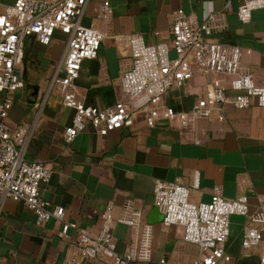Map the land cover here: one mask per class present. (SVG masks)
I'll return each mask as SVG.
<instances>
[{
    "label": "crops",
    "instance_id": "crops-1",
    "mask_svg": "<svg viewBox=\"0 0 264 264\" xmlns=\"http://www.w3.org/2000/svg\"><path fill=\"white\" fill-rule=\"evenodd\" d=\"M15 1L1 0V9ZM106 1L112 7L108 20L100 16ZM226 1L87 0L83 23L101 30L105 37L97 56L83 62L73 92L100 109L127 100L121 85L123 73L132 66L127 36L142 34L149 44L170 41L176 10L183 9L202 22L209 13L221 11ZM231 1L226 29L209 39L239 46L242 67L252 73L257 85H264V8L254 10L251 21L244 23L237 16L238 1ZM68 40L60 30L49 44L27 38L24 61L18 67L26 86L14 93L8 117L12 130L26 131L20 144L26 158L43 162L51 170L42 197L62 206L65 220L92 236L99 234L101 214L112 204L111 229L122 254L138 245L148 228L152 259L131 264H193L200 250L185 240L184 226L149 222L148 215L156 207L155 182H181L190 188L194 203L209 201L215 187L222 186L225 197L247 195L253 213L259 200H264V106L254 99L244 109L228 107L224 120L214 112L189 129L166 120L149 127L144 114L138 113L129 127L102 135L88 124L66 142L64 132L73 122L75 109L64 106L57 80L63 75ZM207 81L196 74L184 87L168 90L162 104L191 108ZM224 83L229 86L227 79ZM130 210L142 212V227L135 229L120 221ZM248 224L247 216L231 217L226 244L230 264L254 263L264 253V228L258 246L244 249ZM61 229L54 218L38 224L36 214L24 203L6 199L0 208V264H68L77 253V233L70 229L69 236L62 238ZM82 264L110 263L91 259Z\"/></svg>",
    "mask_w": 264,
    "mask_h": 264
},
{
    "label": "built area",
    "instance_id": "built-area-1",
    "mask_svg": "<svg viewBox=\"0 0 264 264\" xmlns=\"http://www.w3.org/2000/svg\"><path fill=\"white\" fill-rule=\"evenodd\" d=\"M237 1V16L244 23L251 21L254 10L264 8V0ZM86 4L87 0H16L1 9L0 0V208L9 198L33 211L38 224L51 218L60 222L62 238L69 236L70 229L75 230L77 253L68 264H82L91 259L106 260L110 264L149 262L152 246L148 228L138 245L124 254L117 251L111 229L112 204L101 214L99 234L92 236L77 223L65 220L62 206L52 205L42 197V186L49 181L51 170L43 162L26 158L20 147L26 131L24 128L12 130L8 124L14 93L26 86L18 67L24 61L27 38L32 36L39 43L49 44L56 30L68 35L63 75L57 80L64 106L75 109L73 122L64 132L66 142H71L88 124L102 135L129 127L138 113L144 114L149 127L155 126L158 120H166L189 129L214 112L219 120H224L228 107L244 109L250 107L254 99L264 106V85H257L252 73L242 67L239 46L209 39L227 27V15L232 9V1L227 0L221 11L209 13L202 22L183 9L176 10L170 41L149 44L142 34L127 36L132 66L121 77L127 100L105 109L88 105L73 92L74 82L83 62L97 56L105 34L83 23ZM111 14L112 7L106 1L100 16L108 20ZM196 74L206 76L208 81L204 93L191 108L177 109L162 104L168 90L184 87ZM226 79L228 87L224 83ZM154 199L164 214L163 223L184 226L185 240L199 247L200 254L193 264H230L232 257L226 244L233 215L249 219L242 240L244 249L251 250L262 240L263 199L252 213L247 195L228 198L222 186H216L209 201L194 203L190 200L189 187L179 181L163 180L155 182ZM142 219L140 210H130L120 221L138 229L143 225ZM248 264H264V253L257 262Z\"/></svg>",
    "mask_w": 264,
    "mask_h": 264
},
{
    "label": "water",
    "instance_id": "water-1",
    "mask_svg": "<svg viewBox=\"0 0 264 264\" xmlns=\"http://www.w3.org/2000/svg\"><path fill=\"white\" fill-rule=\"evenodd\" d=\"M148 218L150 223L163 222L164 214L161 212L159 207L156 206L150 211Z\"/></svg>",
    "mask_w": 264,
    "mask_h": 264
},
{
    "label": "rangeland",
    "instance_id": "rangeland-1",
    "mask_svg": "<svg viewBox=\"0 0 264 264\" xmlns=\"http://www.w3.org/2000/svg\"><path fill=\"white\" fill-rule=\"evenodd\" d=\"M174 53V52H173ZM175 55V54H174ZM174 55H172V53H171V56L173 57Z\"/></svg>",
    "mask_w": 264,
    "mask_h": 264
}]
</instances>
